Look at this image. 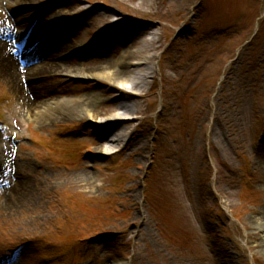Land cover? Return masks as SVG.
I'll return each mask as SVG.
<instances>
[{
	"label": "rangeland",
	"instance_id": "1",
	"mask_svg": "<svg viewBox=\"0 0 264 264\" xmlns=\"http://www.w3.org/2000/svg\"><path fill=\"white\" fill-rule=\"evenodd\" d=\"M31 1L22 19L29 9L0 4V34L3 19L27 24L44 12L74 47L57 64L127 75L124 59L141 83L131 92L48 73L27 106L0 72V142L12 147L8 174L24 184L0 191V264H264L255 227L264 220V0ZM258 30L252 71L241 70ZM96 94L99 115L121 102L132 112L111 130L62 112L41 125L30 115L36 100ZM106 133L124 136L118 154L98 151Z\"/></svg>",
	"mask_w": 264,
	"mask_h": 264
},
{
	"label": "bare ground",
	"instance_id": "2",
	"mask_svg": "<svg viewBox=\"0 0 264 264\" xmlns=\"http://www.w3.org/2000/svg\"><path fill=\"white\" fill-rule=\"evenodd\" d=\"M7 1L8 0H0V4H6ZM12 1L15 2L17 6L21 5L24 6L25 9H29L28 13L22 14L21 17L19 16V19H22V16L30 15L32 12L35 11L33 7H30V3L32 2L31 0ZM43 15L44 12L41 14V20L37 21L35 24H26L22 22L23 24L16 26L17 31L20 33V38L26 39L24 37H27L28 41H30V45L35 43V46H33V50L28 54L29 57H31L28 60L33 59L34 56L37 57V60L31 62L33 63V65L30 66V68L25 69L23 68L21 63L17 62L18 58L17 56H15V52L10 46L8 40H0V72L3 76H6V79H8L9 84L13 83V87L15 88L17 94L23 100V102L27 103V106L28 104H30L31 99L33 100L42 97L43 88H40L42 84L39 81V78L40 76H43L44 74L48 73H60L64 75L67 74L70 76L75 75L77 77L82 78L96 79L99 81L109 82L111 84L116 85V87L120 89H125L126 91H137L136 89L141 83L139 71L133 69L134 63L127 64L125 63L124 59H121V61L118 63L120 65L126 64L127 75H124L121 72L115 73V71H112L107 66L101 69H91L92 71L88 72H84L82 70H76L74 72L66 68L65 63L57 64L55 61L57 59H60L65 53H68L69 51L71 52L74 47L73 49H68V46L64 45L65 43L63 36H60L57 31V28L52 26L53 23L51 24V21L49 19L44 20ZM140 51L141 50L137 51L139 55L141 53ZM139 58L141 57L139 56ZM144 61L145 60H138L135 63L136 65H138L140 64V62ZM20 70H22L21 72L23 73V75V71L26 70V74L24 75V78L26 79L25 85L20 81H17L18 75L21 74ZM30 71L31 73H33L29 74ZM34 77H37L38 79L35 80ZM101 100L102 98L100 97V95L97 94L93 97L83 96L81 98L75 99H40L39 101L36 100L33 104H31L30 115L36 125H41L43 123L47 124L49 120L56 118L57 113L62 112L68 114L70 117L76 115L79 118H85L91 122L102 124L103 126H108V130H111V128L118 126V124L120 125V123L124 121V118L128 115V113L132 112L129 109L128 104L121 102L122 104L119 103V107L114 113L105 117L101 116L96 113L93 108V104L97 105V103ZM105 140V146L98 150L100 153H110L117 150L120 147V144H123L124 136H122L121 134H107L105 136ZM3 143L5 142H0V165L7 161L8 152L10 149ZM16 170H18V168ZM18 173L16 180L13 181L8 187V191L11 188H21L24 185H21L22 181L20 179H22V176L18 175ZM5 179L9 180V178H4V180ZM4 187H6V185H4ZM255 227L259 232H263L261 240H263L264 245V220H256ZM262 254H264V248L262 250Z\"/></svg>",
	"mask_w": 264,
	"mask_h": 264
}]
</instances>
